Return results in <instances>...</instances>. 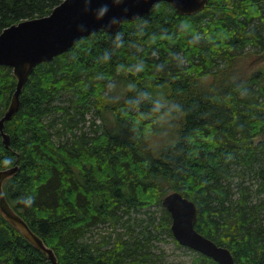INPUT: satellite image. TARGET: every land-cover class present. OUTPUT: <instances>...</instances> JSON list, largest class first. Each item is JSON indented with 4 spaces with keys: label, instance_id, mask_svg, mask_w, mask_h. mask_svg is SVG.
Wrapping results in <instances>:
<instances>
[{
    "label": "trees",
    "instance_id": "16d2710c",
    "mask_svg": "<svg viewBox=\"0 0 264 264\" xmlns=\"http://www.w3.org/2000/svg\"><path fill=\"white\" fill-rule=\"evenodd\" d=\"M63 1L0 0V34ZM249 50L264 52V0H209L194 16L161 2L35 68L5 124L9 147L0 132V159L14 161L0 171L18 163L6 197L58 264H173L158 244L183 247L170 213L143 212L146 195L172 192L197 205V230L237 264H264V137L254 142L264 136V67L211 83ZM16 84L0 66V119ZM0 264L51 263L0 214Z\"/></svg>",
    "mask_w": 264,
    "mask_h": 264
},
{
    "label": "water",
    "instance_id": "95a60500",
    "mask_svg": "<svg viewBox=\"0 0 264 264\" xmlns=\"http://www.w3.org/2000/svg\"><path fill=\"white\" fill-rule=\"evenodd\" d=\"M161 2L169 3L182 16L201 13L209 0H64L50 15L23 21L5 29L0 34V66L13 70L17 81L9 108L0 119V132L7 147L10 136L4 131L5 124L13 119L21 107V95L35 68L42 63L53 62L70 51L81 39L99 31L117 33L126 22H136L150 14ZM104 4L108 11L98 18ZM113 17L118 23L111 24ZM19 172L18 163L12 169L0 171V214L14 226L23 237L44 254L51 264L57 257L48 249L44 240L8 203L4 186ZM163 207L172 217L174 238L191 251L212 259L217 264H236L231 251L196 230L198 210L194 202L178 192L166 196Z\"/></svg>",
    "mask_w": 264,
    "mask_h": 264
},
{
    "label": "rangeland",
    "instance_id": "374dc122",
    "mask_svg": "<svg viewBox=\"0 0 264 264\" xmlns=\"http://www.w3.org/2000/svg\"><path fill=\"white\" fill-rule=\"evenodd\" d=\"M247 52L249 54L247 57L239 58L232 64L230 73H224L223 75L214 77L211 83L220 88L223 86L235 84L236 80L245 81L252 75L259 72V70L264 67V52L260 54H255L252 50H249ZM112 90L113 88L111 89V91ZM262 130H264V128ZM263 137L264 136L260 134L254 140V142H261L263 140ZM153 146H155V144H153ZM170 192H172V190H168L167 193ZM144 198L145 207L143 212L146 214L160 216L163 208L162 202L164 200V196H162V194H158V196L156 197L153 194H148ZM110 231L111 228L109 227L102 229V232ZM158 244L169 263L200 264L199 261H195L196 256H198L197 253L185 247L178 246L171 238L167 239L166 236H163Z\"/></svg>",
    "mask_w": 264,
    "mask_h": 264
},
{
    "label": "clouds",
    "instance_id": "9594fccd",
    "mask_svg": "<svg viewBox=\"0 0 264 264\" xmlns=\"http://www.w3.org/2000/svg\"><path fill=\"white\" fill-rule=\"evenodd\" d=\"M113 3H120L122 2V0H112ZM108 11V5L104 4L103 8L100 10L99 14H98V18H101L103 16V14H105ZM118 18L113 17V19L110 21L111 24H116L118 23ZM14 161L13 158L11 156H7L5 155L3 157V159H0V167H11L13 165ZM34 202V198L32 196H26L23 198V203L31 206L32 203Z\"/></svg>",
    "mask_w": 264,
    "mask_h": 264
},
{
    "label": "bare ground",
    "instance_id": "6f19581e",
    "mask_svg": "<svg viewBox=\"0 0 264 264\" xmlns=\"http://www.w3.org/2000/svg\"><path fill=\"white\" fill-rule=\"evenodd\" d=\"M23 93V92H22ZM15 167V166H14ZM13 167V168H14ZM18 167H19V165H18ZM9 169H12V168H9ZM18 174V173H17ZM16 174V175H17ZM172 193H175V192H172ZM179 193V192H178ZM171 194V193H170ZM181 194V193H180ZM181 195H183V194H181ZM5 196H6V193H5ZM184 196V195H183ZM185 198H187V199H189L188 197H186V196H184ZM6 199H7V197H6ZM190 201H192L191 199H189ZM7 201H8V199H7ZM193 202V201H192ZM9 203V202H8ZM10 204V203H9ZM195 204V203H194ZM196 205V204H195ZM196 207H197V205H196ZM13 208V207H12ZM14 209V208H13ZM197 210H198V208H197ZM17 213V212H16ZM18 214V213H17ZM22 217V216H21ZM23 218V217H22ZM198 222V221H197ZM26 223H27V221H26ZM28 224V223H27ZM196 230H197V228H196ZM198 231V230H197ZM19 232V231H18ZM199 232V231H198ZM200 233V232H199ZM21 234V233H20ZM200 234H202V233H200ZM203 236H205L204 234H202ZM205 237H207V236H205ZM208 238V237H207ZM208 239H210V238H208ZM210 240H212V239H210ZM212 241H214V240H212ZM215 242V241H214ZM216 243V242H215ZM217 244V243H216ZM218 245V244H217ZM50 246V245H49ZM219 246V245H218ZM183 247H185V246H183ZM47 248L48 249H51V248H49L48 246H47ZM185 248H187V247H185ZM54 251V250H53ZM55 253V252H54ZM56 255V254H55ZM57 264H58V259H57ZM237 264V263H236Z\"/></svg>",
    "mask_w": 264,
    "mask_h": 264
}]
</instances>
